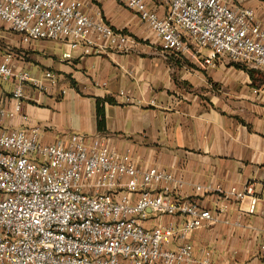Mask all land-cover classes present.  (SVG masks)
Returning a JSON list of instances; mask_svg holds the SVG:
<instances>
[{
    "label": "built area",
    "instance_id": "1",
    "mask_svg": "<svg viewBox=\"0 0 264 264\" xmlns=\"http://www.w3.org/2000/svg\"><path fill=\"white\" fill-rule=\"evenodd\" d=\"M118 1L163 53L195 48L208 52L207 66L222 60L264 73V29L251 9L232 0ZM0 23L23 45L65 43L66 61L77 50L84 56L126 53L135 44L80 0H0ZM43 78L55 85L51 73ZM0 80L14 83L17 101L15 112L0 110V122L16 116L28 85L46 91L42 80L7 64L0 65ZM42 137L39 126L0 129V264H212L211 251L198 258L188 237L214 217L178 198L172 174L143 170L130 150L111 152L101 139L72 134L44 144ZM230 194L239 202L250 199L254 212L253 185ZM165 217L181 223L154 224Z\"/></svg>",
    "mask_w": 264,
    "mask_h": 264
},
{
    "label": "crops",
    "instance_id": "2",
    "mask_svg": "<svg viewBox=\"0 0 264 264\" xmlns=\"http://www.w3.org/2000/svg\"><path fill=\"white\" fill-rule=\"evenodd\" d=\"M94 1L99 5L80 0L87 12L99 10L113 29L127 32L135 42L128 52L84 56L77 50L66 61L65 43L23 45L0 23V65L27 72L46 86L40 92L28 85L16 116L0 122V129L39 126L44 144L76 134L101 139L117 154L130 150L143 170L172 174L178 198L213 215L214 222L188 237L198 258L208 250L212 264H264V73L222 60L207 66L208 52L195 48L163 53L145 27L138 29L141 22L133 13L116 10L111 0ZM232 2L253 10L264 29V0ZM249 71L257 75L251 78ZM46 73L55 85L44 80ZM14 88L0 80V110L15 112ZM98 101L104 103L101 129ZM249 185L259 200L253 213L250 199L239 202L230 194ZM170 222L181 219L165 217L154 224Z\"/></svg>",
    "mask_w": 264,
    "mask_h": 264
},
{
    "label": "trees",
    "instance_id": "3",
    "mask_svg": "<svg viewBox=\"0 0 264 264\" xmlns=\"http://www.w3.org/2000/svg\"><path fill=\"white\" fill-rule=\"evenodd\" d=\"M122 33L126 34L127 32L126 31H122ZM234 66H238V65H234ZM249 74L251 76V78H254L257 74L254 72V71H249ZM105 102H108L109 104H112V102L110 101H105ZM104 103L98 101L97 103V114H98V117L100 118V120L98 121V128H103L104 126V118H103V112H102V105Z\"/></svg>",
    "mask_w": 264,
    "mask_h": 264
},
{
    "label": "rangeland",
    "instance_id": "4",
    "mask_svg": "<svg viewBox=\"0 0 264 264\" xmlns=\"http://www.w3.org/2000/svg\"><path fill=\"white\" fill-rule=\"evenodd\" d=\"M88 3L90 4H93L95 6H98L99 4L96 3L94 0H87ZM111 4L113 5V7L117 8L118 9H121V10H124L125 8L123 7V5L118 1V0H111ZM126 10V9H125ZM101 12V11H100ZM102 13V12H101ZM102 16H103V13H102ZM144 26H142V24H139V28L138 29H143ZM148 30L145 29V32H147Z\"/></svg>",
    "mask_w": 264,
    "mask_h": 264
}]
</instances>
